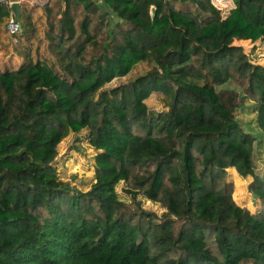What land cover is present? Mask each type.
I'll return each mask as SVG.
<instances>
[{
  "label": "trees",
  "instance_id": "16d2710c",
  "mask_svg": "<svg viewBox=\"0 0 264 264\" xmlns=\"http://www.w3.org/2000/svg\"><path fill=\"white\" fill-rule=\"evenodd\" d=\"M233 2L221 18L210 0L20 1L12 41L0 1V264H264V171L235 117L251 100L264 134V66L233 43L264 39V0ZM137 62L150 66L125 90L101 88ZM151 89L165 109L141 101ZM81 128L97 149L85 190L52 163ZM137 195L179 202L141 229L153 211Z\"/></svg>",
  "mask_w": 264,
  "mask_h": 264
},
{
  "label": "rangeland",
  "instance_id": "374dc122",
  "mask_svg": "<svg viewBox=\"0 0 264 264\" xmlns=\"http://www.w3.org/2000/svg\"><path fill=\"white\" fill-rule=\"evenodd\" d=\"M27 2L28 4H35ZM44 2V1H43ZM42 2V3H43ZM41 1H39L40 4ZM41 3V4H42ZM210 3L219 10V16L224 18L229 14L230 9L234 6L233 0H230L231 6L226 7L222 13V9L210 0ZM234 44H239L242 51L247 55L250 61L259 63L264 66V39L256 38L255 40L249 39H235ZM20 60L17 58V62ZM150 66L146 62H137L133 65L127 73L122 76L111 78L105 82L101 88L108 89L114 86H121L122 90H125L127 83L140 77L142 73ZM227 85H231L228 83ZM141 101L147 106L148 109L162 110L166 106L163 103L162 92L158 89L149 90L145 96L141 97ZM253 102L246 99L243 105L236 109L235 117L238 125L246 131L251 132L255 136L253 143L254 146V160L256 163L255 171L261 173L264 171V134L258 128L255 122V112L253 111ZM87 128H81L78 131H69L56 145L57 154L52 161L57 176L61 180L67 181L69 185L76 187L80 190H85L94 181V154L97 149L93 148L87 140ZM227 178L233 182L232 198L239 205L246 206L250 211H255L258 208V202L254 199L253 194L248 191L246 184L249 179L248 176H242L236 172L233 167L227 168ZM125 182L121 179L114 184V191L116 197L126 202L130 201L129 195L125 194L122 187ZM179 194V200L181 194ZM140 199V204L144 209L152 210L153 213L140 214V226L141 229L145 227L148 221L155 220L160 221L159 215L166 210V204L171 202L178 203L179 200L173 199L169 196L165 199V204L161 205L159 201H152L136 196ZM171 197V198H170ZM157 217V218H155Z\"/></svg>",
  "mask_w": 264,
  "mask_h": 264
},
{
  "label": "built area",
  "instance_id": "2783aa9c",
  "mask_svg": "<svg viewBox=\"0 0 264 264\" xmlns=\"http://www.w3.org/2000/svg\"><path fill=\"white\" fill-rule=\"evenodd\" d=\"M0 1L6 2L8 6L12 1H18V2L24 1V2H30V3L32 2L30 0H0ZM33 2L39 3V1L37 0H33ZM4 27L8 31V33L11 35L12 41H15V34H17L20 31V21H17L16 19H14L13 14L10 10H9V15L7 17V20L4 24Z\"/></svg>",
  "mask_w": 264,
  "mask_h": 264
},
{
  "label": "water",
  "instance_id": "95a60500",
  "mask_svg": "<svg viewBox=\"0 0 264 264\" xmlns=\"http://www.w3.org/2000/svg\"><path fill=\"white\" fill-rule=\"evenodd\" d=\"M9 9H10V11L13 14L14 19H16L17 21H20V16H19V2L18 1H12L9 4ZM153 13H154V6L151 5L149 7V15H150L151 19L153 17Z\"/></svg>",
  "mask_w": 264,
  "mask_h": 264
},
{
  "label": "crops",
  "instance_id": "0c3cea01",
  "mask_svg": "<svg viewBox=\"0 0 264 264\" xmlns=\"http://www.w3.org/2000/svg\"><path fill=\"white\" fill-rule=\"evenodd\" d=\"M30 1H31V0H30ZM37 1H41V2H43V1H44V2H45V0H37Z\"/></svg>",
  "mask_w": 264,
  "mask_h": 264
}]
</instances>
